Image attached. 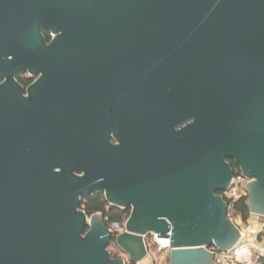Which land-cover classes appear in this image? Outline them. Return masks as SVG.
<instances>
[{
  "label": "water",
  "instance_id": "water-1",
  "mask_svg": "<svg viewBox=\"0 0 264 264\" xmlns=\"http://www.w3.org/2000/svg\"><path fill=\"white\" fill-rule=\"evenodd\" d=\"M0 81V264H125L94 193L130 209V264L149 234L214 264L240 240L227 160L264 218V0H0Z\"/></svg>",
  "mask_w": 264,
  "mask_h": 264
},
{
  "label": "built area",
  "instance_id": "built-area-1",
  "mask_svg": "<svg viewBox=\"0 0 264 264\" xmlns=\"http://www.w3.org/2000/svg\"><path fill=\"white\" fill-rule=\"evenodd\" d=\"M247 182L248 180L243 178L239 171H236L230 188L220 194L227 203L226 213L228 219L239 229L240 240L228 251L223 252L213 248L208 249L214 254V264H254L258 258L264 257V218L250 215L249 219L257 222L256 225H251L249 224V219L243 222L240 217L233 216L230 210L232 203L247 197L245 190ZM125 221L122 224L112 223L108 226L112 237L115 238L124 233ZM148 238L149 241L147 242ZM143 240L146 248L144 259L149 260L150 264H168V254L170 251L168 240L159 239L155 234H149L143 237ZM117 258L123 259L125 264H130L129 258L124 252L119 254Z\"/></svg>",
  "mask_w": 264,
  "mask_h": 264
},
{
  "label": "trees",
  "instance_id": "trees-1",
  "mask_svg": "<svg viewBox=\"0 0 264 264\" xmlns=\"http://www.w3.org/2000/svg\"><path fill=\"white\" fill-rule=\"evenodd\" d=\"M238 171V168H236ZM105 200L102 195H92L86 199H82L80 204V209L84 211L87 215H92L94 213L100 212L103 210L105 205ZM246 198L239 199L230 205V210L233 216L240 217L243 222H246L250 218L248 208L246 206ZM129 213L117 210L110 214L109 223H120L122 224L128 217ZM110 226V225H108ZM114 241V237L112 239ZM254 264H264V257H260Z\"/></svg>",
  "mask_w": 264,
  "mask_h": 264
},
{
  "label": "flooded vegetation",
  "instance_id": "flooded-vegetation-1",
  "mask_svg": "<svg viewBox=\"0 0 264 264\" xmlns=\"http://www.w3.org/2000/svg\"><path fill=\"white\" fill-rule=\"evenodd\" d=\"M40 33L44 36V38L46 40V43L48 44L51 41L50 33L47 32L46 30L42 29V28L40 29ZM38 78H39V76H31L27 72L20 71V72L15 73L13 79L17 83V85L21 88L22 96L23 97H26L28 95L27 94V90L38 80ZM2 82L3 81H0V83H2ZM227 162L230 164V166H231V168L233 170V173L235 174L236 168H237L236 165L234 164V162L232 160H227ZM94 194H96V193H94ZM94 194H91L90 196H92ZM96 195H102L104 197L103 193H98ZM90 196H88V197H90ZM88 197H86V198H88ZM86 198H83V199H86ZM81 202H82V200H81ZM79 210H81L80 209V206H79ZM114 211H115V209L113 207H111L107 202H105V205H104L103 210L100 211V212L94 213V214L101 215L102 216V220H103L105 226L108 228V225H110V223H109V221H110V214L113 213ZM122 211H125V212H128L129 213L130 209L129 208L128 209H124ZM94 214H92V215H94ZM92 215H87V218H89ZM112 239H113V237H111V241L109 242L108 247L110 245H115V242ZM108 247H107V250L110 252L111 258H117L118 254L117 255H114L111 252V250L108 249Z\"/></svg>",
  "mask_w": 264,
  "mask_h": 264
},
{
  "label": "rangeland",
  "instance_id": "rangeland-1",
  "mask_svg": "<svg viewBox=\"0 0 264 264\" xmlns=\"http://www.w3.org/2000/svg\"><path fill=\"white\" fill-rule=\"evenodd\" d=\"M249 224L253 225V220L249 219ZM149 241V238L147 239V242ZM109 250H111V252L114 254V255H119L122 253V251L116 246V245H110L108 247Z\"/></svg>",
  "mask_w": 264,
  "mask_h": 264
},
{
  "label": "crops",
  "instance_id": "crops-1",
  "mask_svg": "<svg viewBox=\"0 0 264 264\" xmlns=\"http://www.w3.org/2000/svg\"><path fill=\"white\" fill-rule=\"evenodd\" d=\"M257 222L253 221V225H256ZM139 264H150L149 260L143 259L142 261L139 262Z\"/></svg>",
  "mask_w": 264,
  "mask_h": 264
},
{
  "label": "bare ground",
  "instance_id": "bare-ground-1",
  "mask_svg": "<svg viewBox=\"0 0 264 264\" xmlns=\"http://www.w3.org/2000/svg\"><path fill=\"white\" fill-rule=\"evenodd\" d=\"M162 242H164V241H162Z\"/></svg>",
  "mask_w": 264,
  "mask_h": 264
}]
</instances>
